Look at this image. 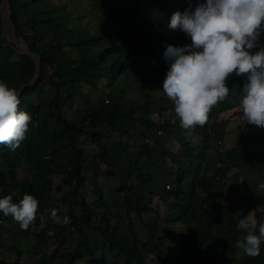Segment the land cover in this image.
I'll list each match as a JSON object with an SVG mask.
<instances>
[{
  "label": "trees",
  "instance_id": "16d2710c",
  "mask_svg": "<svg viewBox=\"0 0 264 264\" xmlns=\"http://www.w3.org/2000/svg\"><path fill=\"white\" fill-rule=\"evenodd\" d=\"M6 1L14 33L37 56L38 64L28 53L14 52L0 33V79L19 91V109L32 116L26 138L16 151L0 145V198L12 195L13 202L18 203L24 193H29L38 199L39 206L36 221L27 230L13 222L11 244L3 241L8 236H0V246L16 251L15 232L26 234L27 240L31 234L33 246H38L48 236L43 232L52 227L57 243L69 238L72 247L55 254L57 244L40 254L34 264H147L142 260L143 250L152 255L151 264H264V244L257 257L247 256L236 247L239 233L244 231L237 228L234 217L240 209L225 202L229 192L208 191L210 178L231 185L224 167L240 169L241 164L264 155V131L256 136L249 130L251 124L244 122L234 145L218 157L220 166L214 174H198L214 137L208 121L203 127L196 126L190 137L182 132L177 152L167 146L176 116L162 87L170 66L164 52L167 45L192 43L185 33L170 30L168 24L174 12L189 7V0H87L96 21L112 22L109 32L90 31L73 23L66 4ZM123 34L133 42L128 44L130 38L119 41ZM99 78L110 86L105 93L101 91L103 95L84 88L95 87ZM117 80L119 90L111 86ZM237 81L228 78L226 84L229 87ZM122 87L133 89L142 99L128 100L127 105ZM78 97H82L81 106L76 104ZM225 103L227 100L218 109ZM64 106L74 110L71 115ZM158 127L162 134L156 133ZM82 136L98 147L92 156L107 161L105 172L117 176L112 192H120L118 203L111 205L99 194L98 171L84 156ZM217 144L221 146L222 141ZM109 151L119 167L109 164ZM22 168L26 178H16ZM166 170L173 172L172 187H160L169 197L166 212L160 216L150 204V196L158 190L154 177ZM53 209L61 218L70 217L71 223L55 224ZM120 210L127 216L135 214L144 228L143 239L134 228L130 238L119 233ZM8 220L9 216L0 212V223ZM175 221L184 226L170 254L163 224L172 226ZM40 224L35 232L34 227ZM0 227L4 231L7 225ZM3 263L10 264L0 260Z\"/></svg>",
  "mask_w": 264,
  "mask_h": 264
},
{
  "label": "clouds",
  "instance_id": "9594fccd",
  "mask_svg": "<svg viewBox=\"0 0 264 264\" xmlns=\"http://www.w3.org/2000/svg\"><path fill=\"white\" fill-rule=\"evenodd\" d=\"M168 28L182 31L192 43L183 47L167 45L164 57L170 66L163 80V92L174 105L180 127L190 137L196 126L203 127L214 106L230 94L226 81L231 75L245 81L234 92L233 103L248 124L264 128V0H189L183 12L173 13ZM19 91L0 79V145L16 151L26 138L32 116L19 109ZM264 189V184L259 185ZM39 201L24 193L18 203L13 196L0 198V212L11 216L27 230L37 218ZM237 228L246 235L236 247L250 257L261 254L264 220L248 214H234ZM55 224L68 225V216L51 212ZM41 222L45 217L40 216ZM48 233V231L46 230ZM258 233V234H257Z\"/></svg>",
  "mask_w": 264,
  "mask_h": 264
},
{
  "label": "rangeland",
  "instance_id": "374dc122",
  "mask_svg": "<svg viewBox=\"0 0 264 264\" xmlns=\"http://www.w3.org/2000/svg\"><path fill=\"white\" fill-rule=\"evenodd\" d=\"M51 2L55 4H66L69 6V16H71V21L73 23L79 24L81 27L93 31L96 29H102L104 32H109L110 25H112V22H110L107 19H103L102 21H96L95 14L93 10L89 7L87 0H50ZM30 4L33 2L31 0H27ZM60 9V7H59ZM8 5L7 1L0 0V33L3 36L5 43H7L16 53H23L26 52L29 54V56L35 60H37V56H35L34 53L28 51L25 43L21 40L19 36H17L14 33L12 24L9 21L8 18ZM124 38H130L128 44H131L133 42V38L126 36L123 34L121 38H118V40H122ZM261 42L264 43V35L261 37ZM38 61V60H37ZM229 78L233 80H238L236 83L231 84L229 86V89L231 90V93L229 94L230 99H226L227 103L224 104L223 109H218L220 106V103L213 107L209 114L208 119V130L211 134H214L213 136L216 139H220L222 141L221 146H219L215 141V139L210 138V146L207 149L208 157L206 159H203L201 162V166L203 169H199L198 174L205 173V174H211L215 173L217 170V166H220V162L218 161V157L220 154L224 152V149L234 145L239 130L242 128L243 123L245 122L242 117V111L239 110L236 104H234L232 101L235 98L234 92H238L240 87H242V83L245 81L244 76H236L231 75ZM113 88H119L121 84L119 81H115L113 85H111ZM85 89L90 88L94 90L96 93L103 95V93L108 91L110 89V86L106 85V81L103 78H99L96 81L95 87H88L87 85L84 86ZM119 90V89H118ZM116 90L115 92H118ZM101 91L103 93H101ZM127 99H125V103L128 105V100H134V99H142L140 96H138L137 93L134 92L133 89H126V87H122L121 91ZM156 95H159L158 92H155ZM155 95V94H154ZM149 102V104H151ZM76 104L81 106L83 104L82 97H78ZM152 105H150L151 107ZM65 112L67 115H71L70 112H73V109L66 108L64 106ZM153 114V113H152ZM172 123V131L169 133L168 137V144L167 146L172 149L174 152L177 150H180L181 144H182V137L180 134L184 132L180 127L179 120L177 117H173ZM264 128L252 125L249 127V130L256 133V136L261 135V133L264 131ZM213 131V132H212ZM163 133L161 129V134ZM217 134V136L215 135ZM82 141V147L85 151V158L88 163H94L95 169L98 171V175H96V182L101 187L100 189V195L103 196L104 199H106L107 203L116 204L119 202L120 192H112L113 186L115 184V178L116 175H110L105 172L106 169V163L107 161L103 158H99L98 160L92 156L93 152H96L98 147L96 144H94L87 136L83 138L80 137ZM197 139H193L195 142ZM213 140H215L213 142ZM108 143V141H107ZM259 143V140L256 142ZM194 147V144L191 145V148ZM195 150V147H194ZM173 152V153H174ZM108 154V153H107ZM109 158L112 166H118L119 163L116 159H112V153L109 151ZM94 159V162L91 161ZM119 167V166H118ZM128 167V166H127ZM126 167V169H127ZM240 169H237L236 166L230 165L227 166V168H223L224 170H227L228 176L231 178L232 183L231 185L227 186L226 184L220 183L218 181H215L213 179H209L212 181L208 187V191L210 193H215L216 191H228L229 195L227 200L228 204L232 203V206L234 208L238 207L240 211L242 210V213H240V218H243L247 216L248 214H252L254 218L257 220H264V189L260 188V184H264V155H259L255 157L253 161L243 163L239 166ZM154 173H156V170H153ZM173 172L170 170H166L163 174V171L161 174L158 173V177L155 178V184L158 185V190L155 191L150 196V204L158 210L160 213V216L166 212V200H169V197H165L160 187L161 185L164 186L166 182L169 183V187H172V175ZM26 169L22 168L16 173V178L25 179L26 177ZM189 179V178H187ZM92 181V180H89ZM165 187V186H164ZM166 188V187H165ZM21 196V193L19 194ZM94 195L92 194V197ZM212 197H215L214 194L211 195ZM236 196H238L236 198ZM22 199V197L20 198ZM19 199V200H20ZM113 213V212H112ZM120 215L122 218V224L119 226V233L120 231L128 238H130L132 229L134 233L140 238L143 239L144 236V228L141 226V223L136 218L134 213H129V216L122 214V210H120ZM236 219V218H235ZM127 220H130V224L127 223ZM237 220V219H236ZM17 223L12 219L11 216H9V220L0 223V226L7 225V228L3 229L0 227V236L5 237L8 236L9 238L4 239L3 241L6 243V245L11 244V233L13 231V228H10L11 224ZM19 224V223H17ZM165 227V239H166V246L169 248L170 252L172 253V249L174 245L176 244L177 237L179 232L183 230L184 224L179 221H175L172 226H168V224H163ZM42 226V224L34 227L35 232H38L39 228ZM54 231L52 227L49 228L48 233L43 232V234L48 235L46 236V240L44 243H41L38 246H33V241H31L32 235H28L31 240L26 239L25 236L20 235L21 232H15L12 236L14 238L18 239V246L16 251L10 252L9 249L3 248L0 246V260L2 262H10V264H34L37 261V258L42 253H48L50 252L57 244V251L55 254H57L59 251L70 249L72 247V243L69 241V238H64L59 243H57L56 238L51 234V232ZM14 232V231H13ZM10 234V235H9ZM121 234V233H120ZM246 235L245 232H240L239 237L242 239ZM123 237L126 241L129 239ZM238 239V240H240ZM89 240H93V237ZM237 240V241H238ZM236 241V242H237ZM235 242V244H236ZM142 260L146 261L147 264H151L153 262L152 255L147 252L146 250L142 251ZM187 261H190V256L187 257ZM4 264V263H3Z\"/></svg>",
  "mask_w": 264,
  "mask_h": 264
},
{
  "label": "built area",
  "instance_id": "2783aa9c",
  "mask_svg": "<svg viewBox=\"0 0 264 264\" xmlns=\"http://www.w3.org/2000/svg\"><path fill=\"white\" fill-rule=\"evenodd\" d=\"M104 101H106V99H104ZM162 122H163V119H162V117H160V118H159V123H162ZM156 133H157V134L161 133V128H160V127H158V128L156 129ZM216 143H221V140H220V139H217V140H216ZM164 186H165L166 188L169 187V183L166 182V183L164 184Z\"/></svg>",
  "mask_w": 264,
  "mask_h": 264
},
{
  "label": "water",
  "instance_id": "95a60500",
  "mask_svg": "<svg viewBox=\"0 0 264 264\" xmlns=\"http://www.w3.org/2000/svg\"><path fill=\"white\" fill-rule=\"evenodd\" d=\"M6 1V0H5ZM29 51V50H28ZM38 64V61L36 60V65ZM35 72H36V70H35Z\"/></svg>",
  "mask_w": 264,
  "mask_h": 264
}]
</instances>
